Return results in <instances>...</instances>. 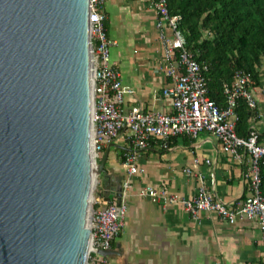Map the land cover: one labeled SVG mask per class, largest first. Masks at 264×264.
Instances as JSON below:
<instances>
[{"label":"water","instance_id":"obj_1","mask_svg":"<svg viewBox=\"0 0 264 264\" xmlns=\"http://www.w3.org/2000/svg\"><path fill=\"white\" fill-rule=\"evenodd\" d=\"M92 67L89 0H0V264H87Z\"/></svg>","mask_w":264,"mask_h":264},{"label":"crops","instance_id":"obj_2","mask_svg":"<svg viewBox=\"0 0 264 264\" xmlns=\"http://www.w3.org/2000/svg\"><path fill=\"white\" fill-rule=\"evenodd\" d=\"M103 12L114 43L112 64L120 71L123 84L136 92L126 97L124 110L138 106L145 112L171 114L172 103L163 96L168 80L158 69L162 48L157 16L149 0H106ZM262 64L261 85L255 90L259 114L264 113V59ZM249 125V131L264 135V125L256 115ZM113 144L109 156L113 151L115 156L111 162L108 159L106 185L102 187L106 197L115 196L116 188L126 179L121 158L133 150L124 137ZM138 165L144 173L132 177V189L124 199L128 215L113 245L110 264H264L261 231L254 221L229 225L210 213L195 219L181 204L165 207L138 195L141 188L154 186L191 198L197 193L198 175H204L217 199L226 204L249 196L243 178L245 167L222 152L216 137L202 133L193 139L177 138L170 151L153 142L140 154ZM189 168L192 176L185 173Z\"/></svg>","mask_w":264,"mask_h":264},{"label":"built area","instance_id":"obj_3","mask_svg":"<svg viewBox=\"0 0 264 264\" xmlns=\"http://www.w3.org/2000/svg\"><path fill=\"white\" fill-rule=\"evenodd\" d=\"M89 1L93 60L91 147L94 164L97 166L100 154H104L121 137L130 143L133 150L121 162L127 177L122 183L120 205L116 193L113 197H106L100 183L95 186L90 209L91 242L87 264H110L109 257L101 252L112 250L125 226L128 205L124 199L132 189V177L144 173L138 165L140 154L153 142H157L163 151H170L175 139H193L202 133L216 137L222 152L245 167L243 178L249 185L250 195L226 204L217 199L206 177L198 175L197 193L191 198H180L154 186L141 188L139 197L162 203L165 207L181 204L195 219L203 213H210L229 225L244 220L254 221L261 231L264 246V197L260 192L264 135L254 129L247 137H240L237 133L239 101H244L264 125V113L259 114L256 84L251 75L237 71L232 84L224 88V103L212 100L205 68L187 49L186 39L179 30L180 18L171 16L168 0H149L157 16L158 39L162 48L158 69L168 80L163 96L171 101L173 112H145L138 106L125 111L126 97H132L136 92L123 84L120 71L112 64L111 48L114 43L108 36L107 17L103 12L106 0ZM194 163L197 165L199 160L195 159ZM206 164L209 165L210 161ZM185 173L193 175L190 168Z\"/></svg>","mask_w":264,"mask_h":264},{"label":"trees","instance_id":"obj_4","mask_svg":"<svg viewBox=\"0 0 264 264\" xmlns=\"http://www.w3.org/2000/svg\"><path fill=\"white\" fill-rule=\"evenodd\" d=\"M168 6L171 16L180 18L179 30L187 49L205 68L212 100L224 103V88L232 84L237 71L248 73L256 86L261 85L264 0H168ZM237 113V133L247 137L254 112L239 101ZM124 160L122 156L121 162ZM260 173V192L264 197V161Z\"/></svg>","mask_w":264,"mask_h":264},{"label":"rangeland","instance_id":"obj_5","mask_svg":"<svg viewBox=\"0 0 264 264\" xmlns=\"http://www.w3.org/2000/svg\"><path fill=\"white\" fill-rule=\"evenodd\" d=\"M114 151L110 154L109 156V162H111L114 159ZM104 154H100V159L98 160V164L101 162V160L103 159ZM97 181L100 183L101 188L106 185V178H105V174H101L99 178H97Z\"/></svg>","mask_w":264,"mask_h":264},{"label":"bare ground","instance_id":"obj_6","mask_svg":"<svg viewBox=\"0 0 264 264\" xmlns=\"http://www.w3.org/2000/svg\"><path fill=\"white\" fill-rule=\"evenodd\" d=\"M92 158H93V154H92ZM93 169H96V166L93 164ZM97 173V170L95 171V174ZM96 178L93 179V191L95 189V186L97 184V176H95ZM92 200V198H91Z\"/></svg>","mask_w":264,"mask_h":264}]
</instances>
